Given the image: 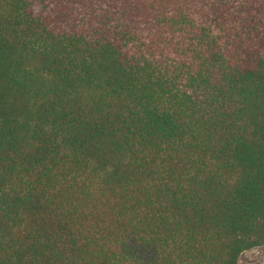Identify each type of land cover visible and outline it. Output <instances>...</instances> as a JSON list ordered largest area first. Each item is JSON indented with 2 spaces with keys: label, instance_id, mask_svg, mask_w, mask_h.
I'll use <instances>...</instances> for the list:
<instances>
[{
  "label": "trees",
  "instance_id": "16d2710c",
  "mask_svg": "<svg viewBox=\"0 0 264 264\" xmlns=\"http://www.w3.org/2000/svg\"><path fill=\"white\" fill-rule=\"evenodd\" d=\"M257 247L264 0H0V264Z\"/></svg>",
  "mask_w": 264,
  "mask_h": 264
},
{
  "label": "rangeland",
  "instance_id": "374dc122",
  "mask_svg": "<svg viewBox=\"0 0 264 264\" xmlns=\"http://www.w3.org/2000/svg\"><path fill=\"white\" fill-rule=\"evenodd\" d=\"M239 263L264 264V247H257L243 252Z\"/></svg>",
  "mask_w": 264,
  "mask_h": 264
}]
</instances>
